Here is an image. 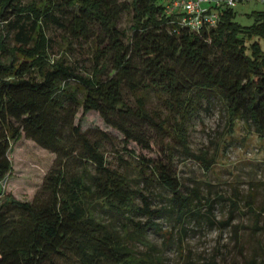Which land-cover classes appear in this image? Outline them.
<instances>
[{
	"label": "trees",
	"instance_id": "trees-1",
	"mask_svg": "<svg viewBox=\"0 0 264 264\" xmlns=\"http://www.w3.org/2000/svg\"><path fill=\"white\" fill-rule=\"evenodd\" d=\"M165 8L159 0H0V264H136L131 227L143 239L149 229L160 230L154 219L165 213L183 224L229 225L215 218L214 200L181 182L168 141L198 158L187 146V130L213 103L221 105L232 131L241 123L264 136L258 42L264 11H255V23L244 27L233 8H220L216 27L191 30ZM125 15L131 16L130 33L120 27ZM51 29L66 34L69 50L75 42L89 45L90 76L65 57L52 64ZM81 109L98 113L123 136L125 154L133 153L131 142L165 150L161 159L137 162L144 189L160 186L170 194L169 206L154 209L150 194L108 165L104 147L115 137L83 132L76 124ZM23 139L55 156L31 201L11 193L17 180L11 153ZM103 213L115 221L104 223Z\"/></svg>",
	"mask_w": 264,
	"mask_h": 264
},
{
	"label": "rangeland",
	"instance_id": "rangeland-1",
	"mask_svg": "<svg viewBox=\"0 0 264 264\" xmlns=\"http://www.w3.org/2000/svg\"><path fill=\"white\" fill-rule=\"evenodd\" d=\"M171 0H159L167 4ZM234 7L235 21L244 27L255 23L253 13L264 11V3L255 0H240ZM131 16L125 15L120 27L130 33ZM5 33L0 25V38ZM48 36L52 39V64L64 57L69 64H74L80 73L90 76L92 73V52L87 43L75 42L68 49L69 41L60 30L51 29ZM264 50V38L258 39ZM8 44L14 46L9 37ZM76 86V85H74ZM82 98V94H79ZM135 106L132 98L129 101ZM156 99L148 102L155 107ZM82 131L103 130L110 132L115 140L106 144L104 152L108 165L126 175L134 189L149 195L154 209L169 206L170 194L158 185L147 186L140 179L138 160L161 159L164 151L159 145L152 144L151 149H144L136 143H129L133 153L125 154L123 136L105 125L96 112L83 115L81 109L76 118ZM175 149V165L178 177L185 187L200 188L203 196L214 200L213 214L217 221L229 225L211 226L208 222L188 219L179 223L172 213H165L154 219L160 230L149 229L144 238L137 239L130 228L132 248L136 264H262L264 261V136L251 133L239 123L232 131L225 113L219 103L204 108L189 124L187 146L198 158H190L183 147L171 141ZM132 154L137 160L133 159ZM123 156L124 160H119ZM55 156L39 149L33 142L23 139L15 144L11 160L17 169L13 185L15 196L24 201H31L40 189L45 175L51 169ZM128 160L127 163H125ZM210 163V167L206 168ZM128 166L126 170L121 168ZM13 180V178H12ZM2 186L0 185V191ZM223 199H220V198ZM204 201V203L206 202ZM233 202L237 203L235 208ZM141 205L140 200L136 201ZM135 221L146 222L143 215L133 214ZM103 222L115 221L108 213H103ZM122 224V222H121ZM120 225V224H119ZM119 230L122 231V228ZM185 229V231H184ZM238 235V238L235 235ZM253 262V263H252Z\"/></svg>",
	"mask_w": 264,
	"mask_h": 264
},
{
	"label": "built area",
	"instance_id": "built-area-1",
	"mask_svg": "<svg viewBox=\"0 0 264 264\" xmlns=\"http://www.w3.org/2000/svg\"><path fill=\"white\" fill-rule=\"evenodd\" d=\"M238 3L239 0H171L166 4L165 12L176 15L179 25L199 30L216 27L220 21V8H234Z\"/></svg>",
	"mask_w": 264,
	"mask_h": 264
}]
</instances>
